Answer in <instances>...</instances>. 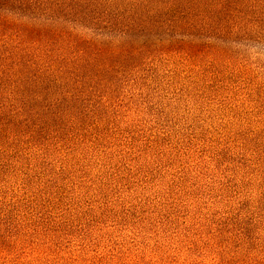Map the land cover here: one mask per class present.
<instances>
[{
    "label": "trees",
    "instance_id": "1",
    "mask_svg": "<svg viewBox=\"0 0 264 264\" xmlns=\"http://www.w3.org/2000/svg\"><path fill=\"white\" fill-rule=\"evenodd\" d=\"M242 42L264 46V0H0V264L48 261V244L45 259L16 250L29 239L52 244L44 240L51 224L32 220L63 205L61 186L74 190L69 181L85 161L132 165L176 154L173 146H236L177 128L170 115L235 75L241 101L264 97V83L253 87L264 79V56L239 49ZM261 104L255 123L264 129ZM252 135L238 146H264V134ZM12 181L25 206L6 192ZM43 196L54 200L38 204ZM21 208L28 211L17 216ZM199 241L212 249V264H227L220 244Z\"/></svg>",
    "mask_w": 264,
    "mask_h": 264
},
{
    "label": "rangeland",
    "instance_id": "2",
    "mask_svg": "<svg viewBox=\"0 0 264 264\" xmlns=\"http://www.w3.org/2000/svg\"><path fill=\"white\" fill-rule=\"evenodd\" d=\"M238 48L264 56L261 45L242 42ZM236 82L235 75L228 86L210 84L170 115L177 128L229 137L236 146H173L176 154H150L132 165L116 159L85 161L69 181L77 183L74 190L61 186L63 205L32 220L41 221L39 228L58 227L44 239L52 244L32 246L36 240L29 239L16 253L23 259H45L43 246L48 244L51 255L44 264H212V249L199 241L205 238L221 245L215 251L227 264L264 261V146H238L254 140L253 132L264 134L255 123L258 102L264 114V97L255 93L257 103L241 101L245 86ZM261 83L264 79L253 87L261 91ZM13 182L6 192L13 190L25 206V194ZM47 200L54 197H40L38 204ZM190 241L198 242L192 253Z\"/></svg>",
    "mask_w": 264,
    "mask_h": 264
}]
</instances>
